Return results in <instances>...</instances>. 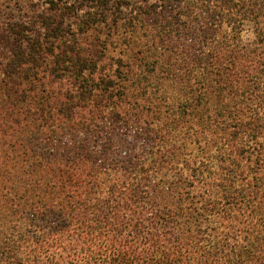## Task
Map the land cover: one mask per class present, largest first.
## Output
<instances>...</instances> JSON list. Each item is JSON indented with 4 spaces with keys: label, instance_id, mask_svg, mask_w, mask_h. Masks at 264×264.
<instances>
[{
    "label": "trees",
    "instance_id": "trees-1",
    "mask_svg": "<svg viewBox=\"0 0 264 264\" xmlns=\"http://www.w3.org/2000/svg\"><path fill=\"white\" fill-rule=\"evenodd\" d=\"M0 264H264V0H0Z\"/></svg>",
    "mask_w": 264,
    "mask_h": 264
},
{
    "label": "rangeland",
    "instance_id": "rangeland-1",
    "mask_svg": "<svg viewBox=\"0 0 264 264\" xmlns=\"http://www.w3.org/2000/svg\"><path fill=\"white\" fill-rule=\"evenodd\" d=\"M241 37L245 43L252 42L255 39L254 27L251 23H246L241 33Z\"/></svg>",
    "mask_w": 264,
    "mask_h": 264
}]
</instances>
